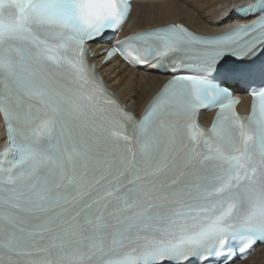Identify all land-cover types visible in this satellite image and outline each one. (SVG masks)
Wrapping results in <instances>:
<instances>
[{
  "label": "snow or ice",
  "instance_id": "obj_1",
  "mask_svg": "<svg viewBox=\"0 0 264 264\" xmlns=\"http://www.w3.org/2000/svg\"><path fill=\"white\" fill-rule=\"evenodd\" d=\"M130 12L0 0V264H234L264 243V85L241 116L229 83L264 56V0L233 6L247 22L219 35L173 24L118 41L108 59L171 76L139 120L87 59Z\"/></svg>",
  "mask_w": 264,
  "mask_h": 264
},
{
  "label": "bare ground",
  "instance_id": "obj_2",
  "mask_svg": "<svg viewBox=\"0 0 264 264\" xmlns=\"http://www.w3.org/2000/svg\"><path fill=\"white\" fill-rule=\"evenodd\" d=\"M252 0H133L132 11L121 35L148 27L180 22L190 29L204 34L222 32L236 24L237 18L230 16L233 6L250 3ZM95 48L93 60L97 57ZM101 58L97 59V65ZM104 85L117 100L137 117L150 98L156 93L166 76L144 69L129 68L112 59L98 68ZM248 98H244L239 108H247ZM213 113L201 114L200 119L209 123ZM3 130L0 125V138ZM234 264H264V246H260L243 261Z\"/></svg>",
  "mask_w": 264,
  "mask_h": 264
}]
</instances>
